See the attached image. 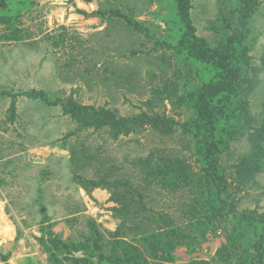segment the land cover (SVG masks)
Listing matches in <instances>:
<instances>
[{
	"label": "rangeland",
	"instance_id": "rangeland-1",
	"mask_svg": "<svg viewBox=\"0 0 264 264\" xmlns=\"http://www.w3.org/2000/svg\"><path fill=\"white\" fill-rule=\"evenodd\" d=\"M2 213L0 264H264V0H0Z\"/></svg>",
	"mask_w": 264,
	"mask_h": 264
},
{
	"label": "trees",
	"instance_id": "trees-1",
	"mask_svg": "<svg viewBox=\"0 0 264 264\" xmlns=\"http://www.w3.org/2000/svg\"><path fill=\"white\" fill-rule=\"evenodd\" d=\"M83 13H85V12H83ZM49 235H50L49 241L52 244V247L48 245V242L45 241V238H42L45 241L43 243V245H44V248L47 252H49L53 256H56V253L54 251H59L58 250V249H60L59 242L61 243V240H59V238L54 236L52 231L49 232ZM59 262H60V260H59Z\"/></svg>",
	"mask_w": 264,
	"mask_h": 264
},
{
	"label": "bare ground",
	"instance_id": "bare-ground-1",
	"mask_svg": "<svg viewBox=\"0 0 264 264\" xmlns=\"http://www.w3.org/2000/svg\"><path fill=\"white\" fill-rule=\"evenodd\" d=\"M2 219V233L4 235V237H12L15 233L14 227L9 223V221L7 220L8 218H6L5 214L2 213V215L0 216ZM1 233V234H2ZM3 237V239H4Z\"/></svg>",
	"mask_w": 264,
	"mask_h": 264
}]
</instances>
